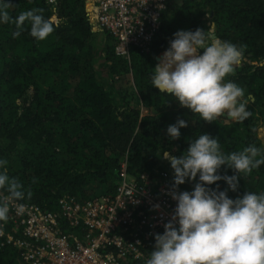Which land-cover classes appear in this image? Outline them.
I'll list each match as a JSON object with an SVG mask.
<instances>
[{"label":"trees","instance_id":"16d2710c","mask_svg":"<svg viewBox=\"0 0 264 264\" xmlns=\"http://www.w3.org/2000/svg\"><path fill=\"white\" fill-rule=\"evenodd\" d=\"M11 3L13 18L42 8L46 18L56 14L64 21L44 41L31 37L30 30L13 38L14 25L0 23V160H7L9 176L31 191L21 201L55 209L63 194L112 195L125 151L131 175L169 169L173 183L170 162L161 154L179 156L205 133L219 139L224 154L255 145L264 156L256 132L264 126V0H167L148 51L131 48L129 61L115 54L110 34L91 29V0ZM91 23L97 27L92 18ZM211 23L215 37L247 45L246 62L228 78L245 90L251 116L243 123L208 124L152 85L153 69L174 33L209 31ZM178 118L188 127L180 129L179 140H171L167 128ZM219 174L234 172L222 168ZM194 183L179 188L191 192ZM218 185L220 191L228 188L223 180ZM246 191L264 192V165L242 176L228 196L236 199ZM0 264H20L14 248L0 245Z\"/></svg>","mask_w":264,"mask_h":264},{"label":"clouds","instance_id":"9594fccd","mask_svg":"<svg viewBox=\"0 0 264 264\" xmlns=\"http://www.w3.org/2000/svg\"><path fill=\"white\" fill-rule=\"evenodd\" d=\"M12 7L11 0H0V23L14 25L13 38L30 30L31 37L44 41L64 23L56 14L46 18L42 8L22 11L13 18L8 11ZM158 7L163 9L162 4ZM210 30L174 33L170 46L161 52L153 69L152 85L208 124L222 118V123H243L251 116L248 99L245 90L228 78L235 76L237 68L246 62L247 45L221 40L211 35V25ZM187 127L188 122L178 118L168 126L167 135L179 140L180 129ZM261 153L260 148L250 145L224 154L219 139L206 133L190 142L179 156L164 151L160 157L170 162L174 173L168 195L177 206L163 225V233L154 234L153 250L146 264H264V192L246 191L236 199L228 196L229 190H238L242 176L264 165ZM7 165V160H0L3 224L9 219L10 203L32 195L30 190L26 193L17 178L9 176ZM222 168L233 170L234 175L219 174ZM168 175L171 180L170 172ZM221 180L228 186L224 191L219 190ZM186 181L195 182L193 191H179ZM211 185H217L216 189ZM155 207L158 209L159 205Z\"/></svg>","mask_w":264,"mask_h":264},{"label":"built area","instance_id":"2783aa9c","mask_svg":"<svg viewBox=\"0 0 264 264\" xmlns=\"http://www.w3.org/2000/svg\"><path fill=\"white\" fill-rule=\"evenodd\" d=\"M91 3L94 12L89 21L92 18L97 25L92 29L112 35L115 54L129 61L131 48L148 51L167 0ZM126 156L127 151L119 161L112 195L78 199L63 194L55 209L11 202L7 223L0 222V245L14 248L20 264H146L154 234L164 229L177 204L168 195L172 183L166 170L155 176L147 172L133 176Z\"/></svg>","mask_w":264,"mask_h":264},{"label":"rangeland","instance_id":"374dc122","mask_svg":"<svg viewBox=\"0 0 264 264\" xmlns=\"http://www.w3.org/2000/svg\"><path fill=\"white\" fill-rule=\"evenodd\" d=\"M209 16H208V14H205L204 16H203V18H208ZM210 32H211V30H209ZM111 37H113L112 35H111ZM223 119V118H222ZM226 123H228V122H226ZM256 130H257V134H259L260 133V135H258L259 136V138H261V140H262V143H263V146H264V135H263V133H264V126L263 125H259L257 128H256ZM263 135V136H262Z\"/></svg>","mask_w":264,"mask_h":264},{"label":"water","instance_id":"95a60500","mask_svg":"<svg viewBox=\"0 0 264 264\" xmlns=\"http://www.w3.org/2000/svg\"><path fill=\"white\" fill-rule=\"evenodd\" d=\"M91 24H92V23H91ZM213 25H214V24L212 23L211 26L213 27ZM92 26H93V25H91V28H93ZM93 30H94V29H93ZM211 35L215 36L213 33H212ZM163 52H165V51H163ZM160 57H161V56H160ZM220 121L223 122V119H221ZM258 135H260V133H259Z\"/></svg>","mask_w":264,"mask_h":264},{"label":"bare ground","instance_id":"6f19581e","mask_svg":"<svg viewBox=\"0 0 264 264\" xmlns=\"http://www.w3.org/2000/svg\"><path fill=\"white\" fill-rule=\"evenodd\" d=\"M263 136V135H262Z\"/></svg>","mask_w":264,"mask_h":264},{"label":"crops","instance_id":"0c3cea01","mask_svg":"<svg viewBox=\"0 0 264 264\" xmlns=\"http://www.w3.org/2000/svg\"><path fill=\"white\" fill-rule=\"evenodd\" d=\"M262 141V140H261Z\"/></svg>","mask_w":264,"mask_h":264}]
</instances>
